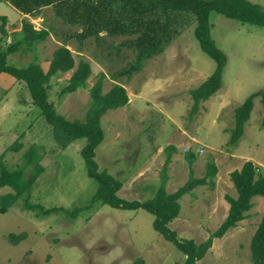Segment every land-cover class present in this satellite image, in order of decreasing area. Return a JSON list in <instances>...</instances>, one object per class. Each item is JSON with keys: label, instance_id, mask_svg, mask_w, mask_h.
I'll return each instance as SVG.
<instances>
[{"label": "rangeland", "instance_id": "obj_1", "mask_svg": "<svg viewBox=\"0 0 264 264\" xmlns=\"http://www.w3.org/2000/svg\"><path fill=\"white\" fill-rule=\"evenodd\" d=\"M249 1L264 7V0ZM10 11L2 6L4 14ZM49 12L52 14V10ZM46 22L53 24V17L48 15ZM187 23L194 24L190 20ZM212 24V36L228 65L222 89L201 103L197 112L193 111L191 91L214 73L216 63L202 52L193 26L176 35L164 52L145 62L142 71L129 81L111 80L113 74L128 69L136 57L131 50L111 49L124 38L99 44L94 39L85 42L86 50L80 56L92 65L85 89L62 95L73 72L51 81L49 102L70 121L85 119L91 107V90L102 74L106 75L104 95L115 84L126 88L129 104L108 111L102 118L105 139L95 151L99 172L122 183L118 198L147 203L163 183L168 193H174L193 176L206 173L209 163L216 164L215 159H224L226 172L240 171V162L243 166L252 160L264 171L260 98L255 100L244 136L237 146L231 144L236 109L251 95L264 91V28L219 15H213ZM55 25L60 32L79 30ZM77 43L73 40L69 48L78 63ZM58 46L52 40L39 46L38 63L42 69L47 67L43 62H51ZM32 59L31 52L25 56L18 53L9 56L8 63L24 68ZM29 96L24 84L10 74H0L2 164L11 172L20 166L23 169L24 156L34 150L36 164L25 173L27 177L42 173L30 191L29 202L40 208L27 210L21 200L5 214L0 212V264H188L187 256L155 231V216L148 211L116 209L94 201L101 185L90 176L82 156L87 140L62 146L40 109L28 102ZM186 145L189 152L197 155L195 169L186 158ZM171 146L177 149L169 156ZM229 154L234 155L233 159ZM170 177L173 180L168 183ZM232 184L221 188L224 197L237 196ZM11 191L9 187L1 188L0 196ZM194 191L182 198L180 219L169 227L179 240L200 245L220 228L224 215L208 218L207 205L213 198L210 185ZM257 198L250 218L222 239H214L206 256L196 264H253L251 241L264 217V198ZM42 209L58 210L46 215ZM10 235H25L26 239L15 244Z\"/></svg>", "mask_w": 264, "mask_h": 264}, {"label": "trees", "instance_id": "obj_2", "mask_svg": "<svg viewBox=\"0 0 264 264\" xmlns=\"http://www.w3.org/2000/svg\"><path fill=\"white\" fill-rule=\"evenodd\" d=\"M10 3L21 13L31 17L40 16L45 8L50 7L53 12V24L37 30L33 23L24 21L22 30L6 48L0 46V74L12 75L20 84H24L29 93V103L38 107L42 117L55 129V137L62 146L78 140L86 139L87 145L82 150L89 174L97 180L101 187L94 197V201H101L116 209L138 210L140 208L155 216L153 227L167 241L187 256L188 264L201 261L212 247L214 239H222L228 232L250 218V211L254 207L253 200L264 198V171L252 161L246 162L242 169L231 173L230 179L236 189L237 196H226L230 204L228 217L220 228L208 241L198 245L192 240H179L170 224L179 218L181 212L180 201L185 195L192 194L198 187L209 186V179L216 176L217 168L209 163L205 177L193 178L185 186L174 193H168L165 183L154 193L153 199L147 203L126 201L117 197L122 183L105 172H99L95 161V151L105 139L101 125L102 118L111 110H118L129 104L126 88L121 84L113 85L107 93H102L106 75L102 74L99 81L91 90V107L84 120L70 121L57 112L49 102L48 91L51 81L61 78L66 73H72L69 84L62 91V95L71 94L87 87V81L92 75V65L80 56L86 49L87 40L94 39L98 44L108 39H121L111 49L122 51L131 50L135 60L123 72L113 74L112 81L140 73L144 63L160 55L168 45L182 32L193 26L194 36L204 54L216 63L214 73L196 90L191 91L194 100V112L199 105L214 97L223 87V76L228 65L226 55L220 50L212 36L213 15H219L229 20L264 28V7L249 0H10ZM5 21L4 17H1ZM188 20L194 23L189 25ZM55 23L63 26L77 27L79 30L60 32ZM1 33L6 35L5 29ZM105 34L102 36V34ZM53 34L56 41L61 43L54 51L50 69L45 73L38 63V46L45 43ZM73 40L78 41L76 51L80 60L77 63L74 53L69 48ZM32 53V61L24 68L9 65L8 57L20 53L25 56ZM260 98L264 114V91L251 95L246 102L235 111V129L231 144L237 146L244 136L254 109L255 100ZM262 128L264 129V115ZM169 156L175 147H170ZM17 150V149H15ZM30 150L24 156L25 164L16 171H8L0 159V189L9 187L11 192L0 196V212L5 214L12 206L20 202L25 203L27 210L40 208L30 202V191L42 173H30L27 177L26 169L35 165V156ZM189 152V150H188ZM170 158V157H169ZM190 164L197 159L194 153L187 154ZM193 174V170L191 171ZM167 181V180H166ZM94 203V202H92ZM58 209L44 210L43 214H50ZM12 242L19 244L26 239L25 235L16 237L10 235ZM251 257L253 264H264V217L261 220L251 241Z\"/></svg>", "mask_w": 264, "mask_h": 264}, {"label": "crops", "instance_id": "obj_3", "mask_svg": "<svg viewBox=\"0 0 264 264\" xmlns=\"http://www.w3.org/2000/svg\"><path fill=\"white\" fill-rule=\"evenodd\" d=\"M3 5L7 6V8H10L11 11L10 12H5V14H4L2 12V6ZM51 10L52 9L50 7L45 8L43 13L40 16L31 17L30 15H25V14L21 13L20 11H18L10 3V0H0V46L6 48L8 45H10L12 43V41L15 39L16 34L21 32L23 22L26 21V20L30 21L31 23H33L37 30L45 28V26H47V24H48L46 22L48 15H51L53 17V12H52V14L49 12ZM1 17H4L5 21H2ZM2 28L5 29L4 31H6V35L1 33V31H2L1 29ZM49 40H52L53 42H55L56 45H60L61 46V43L56 41V39H55L53 34L50 35V37L48 38V41ZM39 46H38V48H39ZM43 64H47L46 69H43L44 72L47 73L49 71V69H50L51 62L50 61H45V62H43ZM188 148H189L188 145H186L184 147V149H188ZM176 149L177 148H175L173 152H175ZM189 153L190 152H188L187 154H189ZM229 155L233 159L234 155H232V154H229ZM214 162H216L215 165H216V168H217L218 171L216 173V176H214L213 178L209 179V185L212 187L213 198H212V200H210V203L207 205L208 211H209L208 218H211V217H218L219 218L220 215L223 214L224 215V221H225L226 218L228 217V214H229L230 205L226 202V197H224V194H221V191H222L221 188H223L225 185H227V188H229V184H232V182L230 181V174H229V173H232V172H229V171L226 172L224 170V169H227V167H228V166L224 165V159L222 161H220L219 159H215ZM252 162L255 165H259L256 162H254L253 160H252ZM196 166H197V159L193 162V169H195ZM239 167H241V168L243 167L242 166V162H240V166ZM241 168H240V170H241ZM201 174H205L206 175V173H199V177H197V178L201 179V178L205 177V176L202 177ZM170 178L168 179V183H171V181L173 180L172 177H170ZM257 199H262V198H257ZM179 219L180 218H177V220H179ZM246 220H244V221H246ZM244 221H242V222H244Z\"/></svg>", "mask_w": 264, "mask_h": 264}, {"label": "clouds", "instance_id": "obj_4", "mask_svg": "<svg viewBox=\"0 0 264 264\" xmlns=\"http://www.w3.org/2000/svg\"><path fill=\"white\" fill-rule=\"evenodd\" d=\"M189 151H190V149H189Z\"/></svg>", "mask_w": 264, "mask_h": 264}, {"label": "built area", "instance_id": "obj_5", "mask_svg": "<svg viewBox=\"0 0 264 264\" xmlns=\"http://www.w3.org/2000/svg\"><path fill=\"white\" fill-rule=\"evenodd\" d=\"M189 150V149H188Z\"/></svg>", "mask_w": 264, "mask_h": 264}]
</instances>
